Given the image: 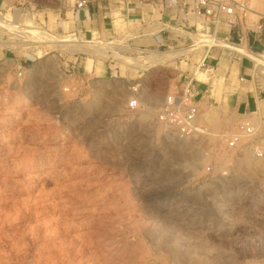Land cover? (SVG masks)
I'll return each mask as SVG.
<instances>
[{
    "label": "rangeland",
    "instance_id": "rangeland-1",
    "mask_svg": "<svg viewBox=\"0 0 264 264\" xmlns=\"http://www.w3.org/2000/svg\"><path fill=\"white\" fill-rule=\"evenodd\" d=\"M127 1L101 0L112 22L83 32L62 1L0 0L13 24L49 37L0 23V264H264V106L241 101L264 96V70L250 69L245 83L235 62L228 81L204 70L206 41L177 37L180 18L127 19ZM246 3L264 13V0ZM246 15L256 29L260 14ZM193 24L195 38L214 32ZM163 28L173 43L156 42ZM69 34L106 44L72 50ZM154 51L176 56L144 64ZM190 79L206 83L204 130L181 140L157 115ZM246 117L255 132L227 146Z\"/></svg>",
    "mask_w": 264,
    "mask_h": 264
},
{
    "label": "built area",
    "instance_id": "built-area-1",
    "mask_svg": "<svg viewBox=\"0 0 264 264\" xmlns=\"http://www.w3.org/2000/svg\"><path fill=\"white\" fill-rule=\"evenodd\" d=\"M64 2L66 9L83 10L86 9L89 3L100 2L101 0H74L71 3L69 0H58ZM155 9L159 14V20L167 25V23L173 21H179L180 18V35H176L181 40L185 39L186 42L191 41L190 33H197L198 27L194 24L189 25L190 19H202L206 23L212 25L213 33L207 35L208 37L214 36L221 24L229 26L227 36L220 37L222 45L217 44H205L208 46L206 52L212 48L223 49L224 44L231 43L234 45L231 49V54L235 55L233 58L238 59L237 56H245L247 53L240 52L238 49H244L245 33L240 31L237 41H234L229 36V32L236 26H241L242 23L246 24V12L248 11L246 0H154ZM240 11V12H239ZM11 21V20H8ZM188 23V24H187ZM172 24V22H171ZM256 32L261 31L264 28V13H260V19L257 22ZM171 26V25H170ZM167 29H162L166 31ZM205 32V30H202ZM201 31V32H202ZM185 32V33H183ZM146 46H140L138 49L141 53H145ZM227 47V46H224ZM264 53V52H262ZM252 66L254 60L251 59ZM204 66V59L202 61ZM247 76L240 74L238 80L240 83L247 82ZM139 85L136 84L133 87L134 99L129 101L128 105L130 109H135L139 104ZM203 95V94H202ZM197 92L194 80L190 79L181 84L179 88L167 95L162 102L157 119L158 122L163 125L173 136L180 139H186L194 134L202 132L204 129L198 123V117L200 113L199 99L203 96ZM256 125L252 118L246 117L241 120L239 124V130L237 133L232 134L227 140V146L236 148L240 145L242 138L245 136H251L255 132Z\"/></svg>",
    "mask_w": 264,
    "mask_h": 264
},
{
    "label": "crops",
    "instance_id": "crops-1",
    "mask_svg": "<svg viewBox=\"0 0 264 264\" xmlns=\"http://www.w3.org/2000/svg\"><path fill=\"white\" fill-rule=\"evenodd\" d=\"M154 6V0H129L127 1L124 13L127 19L145 23L146 21L153 19L154 16L156 17L159 15ZM70 10L72 11L75 20L80 24L77 31L82 30L83 32H86L85 30H87V27L93 28L95 26L100 32H104V30L107 29L112 22V16L110 14L111 10H107V6H103L101 1L89 3L87 8L83 10ZM192 19H195V17ZM240 31L245 33V50L247 53L250 52L251 54H258L264 52V28L261 31L256 32L255 28L242 23L241 26L233 28L229 32V36L232 40L237 41ZM159 33L161 34L156 37V42L159 45L171 44L175 41L171 35L167 34L163 36V32ZM225 51L228 52V57ZM234 56L235 55L231 54V51L226 49L221 50L219 48H212L203 56L204 70L215 71L218 73L221 72L223 75L226 74L225 80L228 81L229 76L231 75L232 67L235 63H237L239 69L238 76L240 74H245L248 77L250 69H253V66H251V56L249 54H246L245 56H237L238 59H234ZM21 60V62L24 63V58ZM194 85L200 96L206 88V83L194 82ZM241 101L245 104V107L250 110L264 106V96H261V91L253 93L252 91H249L243 93Z\"/></svg>",
    "mask_w": 264,
    "mask_h": 264
},
{
    "label": "bare ground",
    "instance_id": "bare-ground-1",
    "mask_svg": "<svg viewBox=\"0 0 264 264\" xmlns=\"http://www.w3.org/2000/svg\"><path fill=\"white\" fill-rule=\"evenodd\" d=\"M247 8H248V10H251L252 11V13H254V14H260V12H258V11H255L254 9H252V8H250V7H248L247 6ZM1 10H2V8H1ZM11 11L10 10H4V11H0V23H2L3 25H5L6 26V28L7 29H10V30H12L13 32H15V33H29L30 32V30H33V32H35L36 33V36H37V38L39 39V41L42 43V42H49V40H48V35H47V32L43 29V28H41V27H37V26H35L34 28L35 29H28V27L26 28H20V24H13L14 22H12V21H8L9 19L8 18H6V17H9L10 16V13ZM146 12V11H145ZM16 13V12H15ZM146 15V14H145ZM15 18H17V14H15ZM14 18V19H15ZM21 18V17H20ZM260 19V18H259ZM43 21H44V19H43ZM222 25H224V24H221V26ZM28 26V25H27ZM220 26V27H221ZM227 27H228V29H229V26L227 25ZM32 32V31H31ZM197 33H195V34H193V32L192 33H190V39H193V41H198V44L199 43H201V41L204 43L205 41H208V44H211V43H213V44H217V45H222V43H221V39H220V37H222L223 35L222 34H215L214 36H211V37H208L207 35H205L202 39H198V38H195L194 36L196 35ZM225 36H227V35H225ZM28 37H29V35H28ZM64 37H66V36H64ZM69 39H68V43L67 44H64V45H66V47H68V48H70V49H72V50H76V49H82V50H84V49H100V48H102V45H100V44H106L105 42L103 43L102 41H99V40H97V41H92V40H87V39H85V38H81V37H77V36H75L74 34H69ZM67 37V38H68ZM224 37V36H223ZM55 38H56V36H55ZM60 39V38H59ZM52 41V40H51ZM62 41V40H61ZM92 42H95L94 44L92 43ZM6 43H8V42H6ZM10 43V42H9ZM13 43V42H12ZM23 43V42H22ZM53 43V42H52ZM207 43V42H206ZM109 45V44H108ZM205 45V44H204ZM224 46H227V47H224ZM223 49H226V48H232L233 49V47H234V45L233 44H231V43H228V44H224L223 46ZM244 47H246L245 46V41H244ZM189 49H180V50H176V51H180V56H182V55H184V53H187V51H188ZM222 50V49H221ZM227 50V49H226ZM230 51H231V49H230ZM238 51H240V52H244V53H247V52H245L244 51V49H238ZM247 54H249L250 56H251V58L254 60V65H253V69L256 71V70H264V56H262L264 53H258V54H251L250 52L249 53H247ZM110 55V54H109ZM166 57V59H173L174 58V56H176V54L175 53H167V54H164V53H162V52H153V53H151L150 55H148L147 54V58H146V60H144L143 61V63L145 64L146 62H148V64L149 65H155V64H157V63H159V62H162L163 61V57ZM134 59V61L136 62V60H135V58H133ZM147 65V64H146ZM146 67H148V66H146ZM261 72V71H260ZM256 73V72H255ZM198 81H206L207 80V78H206V76H204V75H202V74H198ZM132 99H134L133 97L129 100V101H131ZM129 103V102H128ZM162 104V103H161ZM128 107H129V105H127ZM193 136V135H192ZM178 138V137H177ZM190 138V137H189ZM187 139V138H186ZM181 140H184V139H181ZM46 163V162H45ZM27 165V164H26ZM42 165H44V162L42 163V164H39L38 166H42ZM24 166H25V164H24ZM37 167V166H36Z\"/></svg>",
    "mask_w": 264,
    "mask_h": 264
}]
</instances>
